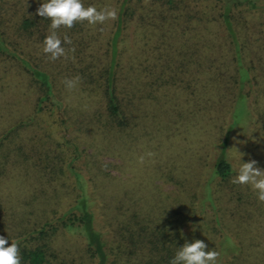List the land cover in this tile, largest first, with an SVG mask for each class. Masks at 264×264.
<instances>
[{
  "label": "rangeland",
  "instance_id": "374dc122",
  "mask_svg": "<svg viewBox=\"0 0 264 264\" xmlns=\"http://www.w3.org/2000/svg\"><path fill=\"white\" fill-rule=\"evenodd\" d=\"M120 1L83 0L114 7L117 17L61 26L58 34L71 44L53 61L42 52L50 20L36 15L41 0H0V35L29 68L48 74L53 87V100L40 109V85L20 60L0 54V235L18 241L85 196L107 241L108 264H169L177 247L194 239L219 251L218 264H264V202L249 186L232 183L235 148L243 162L255 160L264 169V3L238 13L245 100L232 102L229 68L218 85L208 50L201 60L206 66L194 67L198 98L186 103L180 18L145 0L120 39L117 75L126 119L118 124L108 117L101 83ZM26 19L34 22L29 29ZM205 26L202 35L219 47L223 29ZM223 154L235 171L228 181L214 173ZM54 246L67 259L93 264L79 230H61Z\"/></svg>",
  "mask_w": 264,
  "mask_h": 264
},
{
  "label": "trees",
  "instance_id": "16d2710c",
  "mask_svg": "<svg viewBox=\"0 0 264 264\" xmlns=\"http://www.w3.org/2000/svg\"><path fill=\"white\" fill-rule=\"evenodd\" d=\"M262 2L264 3V0H149V8L152 5L155 7L160 6L159 8L163 9V11L167 8L169 10H167L168 13H170L169 17L173 19L180 18V38L182 39L180 49V96L182 100H185L186 103H193L197 100V93L200 92L198 85L200 77H196L195 68L206 66L201 64V60L207 56L208 50L213 51L211 54L213 59H210L209 54L207 60L210 59L213 64L216 63L214 69L217 72L215 80L218 85H221V82L222 84L226 82L223 70L229 68L228 70L230 71L227 72V75L230 80L227 81V84H230V81L233 84L232 102L239 103L245 100L244 89H242L245 77L240 75L242 65L244 67L245 55L243 46L245 44L236 28L241 18L238 13L241 7L248 10L258 9ZM145 4V0L120 1L116 31L110 43L111 60L103 69L102 79L104 81L101 85L104 87L107 114L111 121L118 122V124H124L126 119L124 99L120 96L121 91L117 75L120 39L127 23L134 18L135 14ZM262 8L264 9L263 6ZM173 14L174 16H172ZM33 24L34 22L29 19L23 22L24 28L27 29ZM202 24H206L205 28L215 24L223 29L225 36L222 39L223 43L219 47L214 39H209L202 35L200 31ZM7 45L9 43L0 35V54L14 60H20L29 74L42 88L43 95L37 105L43 110V103L53 100V87L50 77L37 68H29L26 62L19 59ZM218 50H222L221 57L214 58L215 55L219 56ZM212 66L207 67L208 70ZM248 71L246 72L247 74H249ZM225 86L227 88V85ZM238 88L239 90L236 94ZM234 172L232 164L224 154L217 159L214 165V173L219 179L228 181ZM61 230H79L86 239L87 249L91 253L93 264H108L107 241L95 227V215L89 200L85 196L79 198L73 209L64 212L54 220L45 222L42 226L16 241L20 249L21 264H84L67 259L56 251L54 242Z\"/></svg>",
  "mask_w": 264,
  "mask_h": 264
},
{
  "label": "clouds",
  "instance_id": "9594fccd",
  "mask_svg": "<svg viewBox=\"0 0 264 264\" xmlns=\"http://www.w3.org/2000/svg\"><path fill=\"white\" fill-rule=\"evenodd\" d=\"M36 15L50 20L49 34L44 37L42 52L47 58L55 61L65 56V45L71 44L65 34L62 38L57 29L61 26L71 28L74 23L86 22L88 25L103 24L107 20H115L117 10L111 6L97 8L94 4L84 5L83 0H41L36 9ZM79 77L65 81L66 87L75 86ZM235 148V147H233ZM239 157L236 175L232 183L249 186L258 202H264V169L257 166L255 160L242 161L243 153ZM148 156L153 155L151 152ZM144 157H140L143 161ZM207 249V250H206ZM219 251L208 249L206 243L200 239L185 242L177 247L169 264H218ZM0 264H21L19 245L15 240L10 241L8 236L0 235Z\"/></svg>",
  "mask_w": 264,
  "mask_h": 264
}]
</instances>
